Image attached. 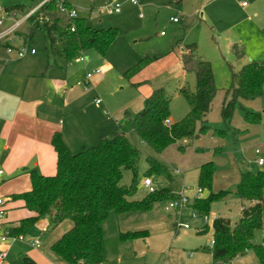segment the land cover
Returning <instances> with one entry per match:
<instances>
[{
	"label": "rangeland",
	"instance_id": "obj_1",
	"mask_svg": "<svg viewBox=\"0 0 264 264\" xmlns=\"http://www.w3.org/2000/svg\"><path fill=\"white\" fill-rule=\"evenodd\" d=\"M32 1L35 0H0V20L3 18L0 30H6L12 25V21L10 22L5 14L6 8L24 6L29 9L33 5ZM65 1L78 12L79 17L86 18L93 28L112 27L117 30V37L105 54L106 60L115 68H123L126 67L125 65L132 67L144 57H157L139 73L128 78L122 74L119 86L117 80L102 84L96 89V94L103 103L108 101L113 108H122L119 119L115 118L109 109L107 115L118 122V130L124 132L129 143L140 154L137 166L139 181L133 199L138 200L147 195V190L141 182L142 174L147 168L146 159L148 157L156 159L171 176L170 180L156 176L149 178L152 187L155 190L168 189L174 196H178L180 191L184 190L188 198L187 206L180 211L165 212L166 204L159 203L154 206L150 214L144 216V220L154 217L167 218L175 225L187 222L189 226L188 230L177 229L178 234L175 230H171L168 235L151 234L144 240L149 244V249L153 250L161 245L169 244V247H172V256L169 260L166 259L168 264L212 263V257L207 253L210 248L206 246V241L212 238L213 222L211 220L207 222L206 233L196 234L193 229L197 222L192 217L191 204L197 197L199 188L197 184L199 166L210 161L214 165L211 188L210 190L203 188L200 198L205 199L210 194L220 191L231 193L226 198L210 205L209 217L214 215L216 220L230 221L231 224L236 223L239 218L235 188L239 183L240 174L246 171L264 172L262 127L254 129V132L250 129V135H248L244 132L243 125L245 110L259 113L264 123V88L261 96L254 101L237 99L229 123L224 124L220 117L222 102L230 99V94L226 95V92L231 88L232 73L238 72L248 61L264 62V10L262 6L259 7L261 9H254L255 6L251 4L250 8L256 10L257 14L254 16L250 13L249 20H245L233 9L232 6H235L233 0L219 2L213 0H135L134 5L129 2L130 0H118L121 4L120 12L108 17L99 14L97 10L110 0ZM38 2L36 0V3ZM87 10H91L90 18L86 15ZM59 19L60 24L64 25L65 18L59 16ZM20 26L18 32L27 35V24ZM230 37L237 40H231ZM15 43L19 45V49L25 48L26 50H44L45 46L43 35L39 30L28 38L26 45H23L24 39L21 38L18 41L14 40L13 44ZM193 43L198 48L197 55L209 63L213 76L215 96L205 119L210 130L197 139L178 142L162 154L155 155L134 133L131 125L132 118L142 110L144 100L152 91L159 88H162L170 99L168 109L172 124L186 117L189 109L179 89L185 88L193 92L195 79L192 73L182 72L180 58L181 49ZM234 43L244 48V57L241 60H236L230 50V44ZM94 52H84L83 58H90L91 54H95ZM130 84H133V88H130ZM88 89H90L89 86ZM220 131L224 132L223 135L219 134ZM108 137H112V134ZM179 147L183 150L180 151ZM216 150H219L218 154L215 153ZM255 150L259 152L263 166L256 165ZM78 151L74 150L73 153ZM130 183L131 172L123 171L120 185L128 187ZM40 224L32 229L28 236L32 240H40L43 243L54 232L49 222L48 226ZM42 227H46L47 233H41ZM172 240L175 242L171 243ZM254 243L264 247V216H262V229L255 234ZM138 244L143 246L142 243ZM151 252L148 251L150 254ZM161 260L160 258L159 261L148 264H162ZM215 264L225 263L218 260ZM226 264H259V262L255 253L250 250Z\"/></svg>",
	"mask_w": 264,
	"mask_h": 264
},
{
	"label": "trees",
	"instance_id": "obj_2",
	"mask_svg": "<svg viewBox=\"0 0 264 264\" xmlns=\"http://www.w3.org/2000/svg\"><path fill=\"white\" fill-rule=\"evenodd\" d=\"M66 4L69 5L68 2ZM4 11L20 15L27 12L22 6H12ZM43 13L49 14L52 20L39 23L37 17ZM54 15L57 13L53 2L39 9L26 22L27 37H32L37 30L41 31L50 54L66 62L76 60L86 51H95L105 56L118 34L112 27L93 28L82 17L67 21L63 26L60 19L53 18ZM71 26L74 27L73 32L69 30ZM230 50L236 60L244 57V48L239 44H232ZM156 59L144 57L123 76L128 78L139 73ZM181 65L182 70L192 73L195 79L193 92L179 89L188 105L186 117L178 123L169 122L170 99L159 88L152 91L144 100L142 110L132 118L134 133L155 155L162 154L178 142L197 139L210 130L205 119L215 96L211 67L197 55L194 43L181 49ZM263 88L264 62L248 61L238 72L232 73L231 88L226 92V95L230 94V99L222 102L220 110L222 122H230L237 99L253 101L261 96ZM243 120L249 125H260L264 132V123L259 113L245 110ZM223 133L219 132L221 135ZM51 146L56 155L55 174L44 177L36 171L30 172V190L11 197L13 201H20L30 216L18 221L15 227H6V230L10 236L25 237L41 220H47L53 228L68 223L69 229L50 246L53 255L63 264H101L106 223L121 217L147 213L156 204H166L175 199L168 189H154L141 199H133L139 181L137 166L140 154L123 133H115L111 138H100L94 146L81 148L77 153H72L56 133L52 136ZM179 150L183 149L179 147ZM215 153L218 154L219 150ZM146 160L143 180L153 176L171 179L168 170L156 159L148 157ZM123 171L131 172L128 187L120 185ZM213 171L211 161L199 166L197 184L202 192L203 188L210 190ZM229 194L220 191L205 199L194 198L191 211L196 214L195 219L201 222L203 216H209L210 205ZM235 197L241 202H252L254 205L242 210L240 219L231 229L223 220L213 222V246L210 251L207 249L212 257L210 264L218 260L226 264L250 250L255 253L259 264H264V247L254 243L255 234L262 229L264 172L241 173ZM145 234L120 233L118 238L131 241ZM24 263L34 264L28 258L24 259Z\"/></svg>",
	"mask_w": 264,
	"mask_h": 264
},
{
	"label": "crops",
	"instance_id": "obj_3",
	"mask_svg": "<svg viewBox=\"0 0 264 264\" xmlns=\"http://www.w3.org/2000/svg\"><path fill=\"white\" fill-rule=\"evenodd\" d=\"M233 1L235 5L232 6L233 9L245 20H249L250 13L254 16L257 14L256 10L250 8L251 4L255 6L254 9H261L259 7L262 6L264 10V0ZM242 1L247 3L245 8L240 6ZM32 2L31 8L22 7L29 11L38 4L36 0ZM227 4L231 3L227 2ZM11 13L15 14V19L20 16L18 13ZM59 16L57 14L53 18L59 19ZM65 25L66 19L63 26ZM16 35L17 41L21 38L24 39L23 45L27 44L28 37L25 33L18 32L17 29ZM230 39L237 40L233 37ZM6 47V44L0 43V170L3 171V176L0 179V198L4 202L5 214L2 224L5 228L15 227L18 221L30 216V213L22 208L20 201L11 200L12 196L30 190V172L36 171L44 177L55 174L56 155L51 146L54 134L60 135L63 143L72 153L74 150L80 151L81 148L94 146L100 138H109V134L112 136L115 133L124 134L123 131L118 130V122L107 115L109 109L111 114L119 119L122 108H113L108 101L104 103L101 101L96 105L95 98H98L96 89L112 80H117L119 86L120 77L126 72L125 70L131 68V65H125L126 67L117 69L106 60L105 56H100L96 52L91 54L90 58H84V62L77 60L66 62L52 56L46 42L44 50H34V54L29 53L33 49L27 50L23 57L17 56L16 50L19 49V45L16 43L12 45L14 50L11 53H7ZM180 67L182 70L181 58ZM96 69H100L101 73L92 77L90 89L84 91L77 86L78 82L83 81L86 73ZM182 72L184 71L182 70ZM122 88L121 90H123ZM130 88H133V84H130ZM168 120L172 123L169 118ZM243 123L244 132L248 135L251 130L254 132V129L260 127V125ZM256 151L257 160L261 159L259 152L256 154ZM253 205L252 202H241L237 199L238 220L242 210L249 209ZM152 210L106 223L101 264H148L156 260L159 261L160 258L162 264H168L166 259L169 260L172 256V247H169V244H164L161 245L162 247L150 250L149 244L144 240L151 234L168 235L171 230H175L178 234L177 229L179 228L167 218L154 217L144 220V216L150 214ZM209 220L214 222L216 218L211 215ZM194 221L197 222L193 227L196 234L207 232V224L204 225L199 220ZM227 223L229 229L235 224H231L230 221ZM38 224L48 226V221L41 220L34 228ZM69 226L68 223H63L53 228L54 234L51 237L43 243L39 240L40 247L38 249L29 246L28 241L32 239L28 235L25 236L26 242H0V251L5 252L2 264H25V258L30 259L34 264H63L53 255L50 246L69 229ZM127 232H144L146 234L139 239L121 241L118 234ZM41 233H47L46 227L41 228ZM210 240L206 241V244ZM173 242L175 241L172 240L171 243ZM138 243H142L143 246ZM148 251H152L151 254Z\"/></svg>",
	"mask_w": 264,
	"mask_h": 264
},
{
	"label": "built area",
	"instance_id": "obj_4",
	"mask_svg": "<svg viewBox=\"0 0 264 264\" xmlns=\"http://www.w3.org/2000/svg\"><path fill=\"white\" fill-rule=\"evenodd\" d=\"M38 1H39L38 4L34 8L30 9L25 14L20 15L19 20L15 19V14L5 13L6 16L9 17L8 20L12 21V25L10 26V28L3 30V31H0V43L7 45V47H6L7 53H11L12 50H14L12 45L14 43V40L17 39L16 31H17L18 27L22 23H26L28 21V18L33 16L39 9L50 4L51 2H53L56 6V13L58 15L64 17L66 19V22L80 18L78 16V12L75 11L73 8H71L70 4L67 5L65 0H38ZM129 2L132 5L135 4V0H130ZM240 6L242 8H245L247 6V3L245 1H242V2H240ZM120 10H121V4L119 3V1L118 0H110V1L106 2L97 11L99 12V14L106 15V16L110 17L112 15L118 14L120 12ZM86 14L90 18L91 17V10H87ZM50 20H52V18L47 13L40 14L37 17V21L39 23H47V22H50ZM173 22H175V20H173ZM2 24H3V18L0 20V27L2 26ZM69 30L71 32H73L74 27L71 26L69 28ZM16 52H17L18 57H23L27 53V50L25 48H21V49L16 50ZM29 53L34 54V50H30ZM76 60L79 62H84L83 55L81 54ZM100 73H101L100 69H96L92 72L86 73L83 81L78 82L77 86L81 87L84 91L88 90V86L91 84L90 82H91L92 77L94 75H99ZM100 103H101L100 99L95 100L96 105H98ZM256 154H258V151H256ZM262 164H263V160L258 159L257 165L261 166ZM2 176H3V171L0 170V179L2 178ZM142 185L147 190V192H152L154 190V188L152 187V183H151L150 179H144L142 181ZM201 194H202V190L198 188L196 198H199L201 196ZM187 203H188V198L185 194V191L181 190L179 195L175 196L174 200L166 203V206L164 207V211L165 212L180 211L181 209H183L184 207L187 206ZM3 206H4L3 199L0 198V242L1 243L26 242L27 240L24 236H18V237L10 236L8 231L6 230V228L3 227L2 220H3L4 214H5ZM191 213H192L193 218L197 217L194 212H191ZM263 214H264V211H263ZM208 220H209V216H203L201 218V222L203 224H207ZM176 226L179 229L180 228H182V229H188L189 228V226L187 224H177ZM42 232H45V230H42ZM28 244L30 247H33V248L38 249L40 247L39 240H30V241H28ZM206 246L211 248L213 246V239L210 240L209 242H207ZM4 258H5V252L0 251V264L3 263Z\"/></svg>",
	"mask_w": 264,
	"mask_h": 264
}]
</instances>
